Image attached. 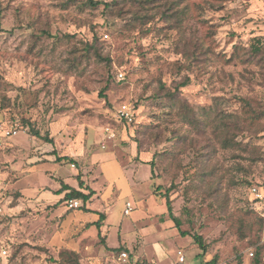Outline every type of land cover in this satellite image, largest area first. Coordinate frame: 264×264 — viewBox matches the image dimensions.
Returning a JSON list of instances; mask_svg holds the SVG:
<instances>
[{
  "label": "rangeland",
  "instance_id": "rangeland-1",
  "mask_svg": "<svg viewBox=\"0 0 264 264\" xmlns=\"http://www.w3.org/2000/svg\"><path fill=\"white\" fill-rule=\"evenodd\" d=\"M84 1L0 0V264L264 261V0Z\"/></svg>",
  "mask_w": 264,
  "mask_h": 264
},
{
  "label": "trees",
  "instance_id": "trees-1",
  "mask_svg": "<svg viewBox=\"0 0 264 264\" xmlns=\"http://www.w3.org/2000/svg\"><path fill=\"white\" fill-rule=\"evenodd\" d=\"M85 5L90 6V7H95L97 6L100 1L99 0H85L84 1ZM239 51H243L246 53L247 58H255V57H259L260 55L264 56V42L261 40L260 37L258 36H254L251 38V42L248 44L247 49L241 47L240 49H237ZM188 83V79L181 81L178 84V87H182L184 85H186ZM31 133L36 136V137H40L42 138L45 142L52 144V139L49 137H44L43 135H41L35 128H31ZM232 142V141H231ZM233 146V145H232ZM69 157H56L55 160L60 161V160H68ZM71 160V159H69ZM161 187H157L153 194L156 197H163L165 199V205H166V210H167V215L168 218L170 220L173 221L174 226L179 229L180 225H181V221L180 219L174 215V213L172 212V207H171V199L169 197V188H167L164 192L160 191ZM81 189H86L87 192H83ZM66 191L64 194V197L66 200H80L81 202L85 203L86 201H88L90 199V197L93 194V190L90 189L88 186H83L82 181L79 180V189H75L74 187H71L69 185H67L66 183H61V187L60 189H58L57 193ZM254 201H256L255 199H253ZM82 208V207H81ZM84 208V207H83ZM98 214V219L94 222H92L93 225H95L97 228H100L101 226V222L104 220V213L102 212H96ZM181 235H186L188 234L187 232L184 231H180ZM194 241L197 243V245L199 246V248H201V250L203 252L206 251V245L203 243L202 238L200 237V235H192ZM122 249H126V245H122L121 247ZM260 247H257V251H260ZM61 257L65 258V263H61V264H66V259L68 262H72L73 264H80L77 260V254L75 252H67V251H63L61 253ZM209 263L215 264L214 259H211L210 261H208ZM136 264H148L144 261H137ZM253 264H264V261H262L261 257L259 256L258 253H256V255L253 258Z\"/></svg>",
  "mask_w": 264,
  "mask_h": 264
},
{
  "label": "built area",
  "instance_id": "built-area-1",
  "mask_svg": "<svg viewBox=\"0 0 264 264\" xmlns=\"http://www.w3.org/2000/svg\"><path fill=\"white\" fill-rule=\"evenodd\" d=\"M118 115L123 118V119H126L127 121H131L132 120V113L130 112V110L127 108L126 105H121L120 108L118 109ZM15 133L14 130H9V131H6V134H10V133ZM251 192L253 194V199H255L257 202L259 201L260 203H262L261 205H263L264 203V196L262 195V193H260V190L257 188V187H252L251 188ZM69 207H78L79 205V201L78 200H69V203H68ZM132 210V207L130 205L129 202H126L125 203V209H124V214H128L130 211ZM253 255V252L250 250L249 251V256H252ZM121 258L122 257H126V253L125 252H122L120 254ZM178 260L180 262H182L184 260V256L181 255L179 253V256H178Z\"/></svg>",
  "mask_w": 264,
  "mask_h": 264
},
{
  "label": "crops",
  "instance_id": "crops-1",
  "mask_svg": "<svg viewBox=\"0 0 264 264\" xmlns=\"http://www.w3.org/2000/svg\"><path fill=\"white\" fill-rule=\"evenodd\" d=\"M58 157H70L69 155H62V156H58ZM61 193V192H60ZM91 199V198H90ZM129 202V201H128ZM130 203V205H131V202H129ZM82 204V202L80 203L79 202V205H81ZM132 207V206H131ZM124 209H125V207H124ZM124 211V210H123ZM132 211V210H131ZM130 211V212H131ZM94 212H98V211H94ZM129 212V213H130ZM124 213V212H123ZM128 213V214H129ZM128 214H125V215H128ZM155 254H156V257L158 258V259H160V258H164L165 257V252L162 250V248L159 246V245H157L156 247H155Z\"/></svg>",
  "mask_w": 264,
  "mask_h": 264
}]
</instances>
